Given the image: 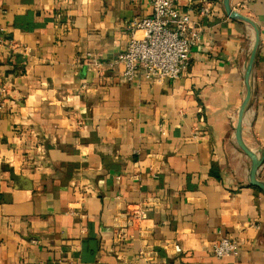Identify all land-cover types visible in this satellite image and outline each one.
I'll list each match as a JSON object with an SVG mask.
<instances>
[{
  "label": "crops",
  "instance_id": "1",
  "mask_svg": "<svg viewBox=\"0 0 264 264\" xmlns=\"http://www.w3.org/2000/svg\"><path fill=\"white\" fill-rule=\"evenodd\" d=\"M178 5L203 43L184 77L156 84L127 81L117 61L148 0H0V264H264V193L236 140L254 30L223 0ZM231 6L261 32L242 133L260 156L264 0ZM129 204L149 221L119 242ZM222 237L237 258L212 256Z\"/></svg>",
  "mask_w": 264,
  "mask_h": 264
},
{
  "label": "built area",
  "instance_id": "2",
  "mask_svg": "<svg viewBox=\"0 0 264 264\" xmlns=\"http://www.w3.org/2000/svg\"><path fill=\"white\" fill-rule=\"evenodd\" d=\"M148 3L151 15L136 17L128 23L130 40L117 61L123 66V76L129 82L140 77L156 84L177 81L189 70L193 50L203 43V35L192 28L191 15L180 10L178 0H148ZM2 32L1 29L0 34ZM123 217L125 225L117 234L119 242L129 238V229H136L143 235L149 219L142 204H129ZM163 249L173 255L183 252L179 244L171 242ZM211 254L217 259L237 258L240 245L232 238L222 237L212 246ZM140 255L150 262L159 257L152 246H146Z\"/></svg>",
  "mask_w": 264,
  "mask_h": 264
},
{
  "label": "water",
  "instance_id": "3",
  "mask_svg": "<svg viewBox=\"0 0 264 264\" xmlns=\"http://www.w3.org/2000/svg\"><path fill=\"white\" fill-rule=\"evenodd\" d=\"M223 6L227 16L231 20L245 22L249 24L254 30V45L248 62V66L245 71L246 96L239 112L238 123L236 127V140L241 150L250 158L252 163L249 177L250 185L261 190L264 193V181L258 179L259 170L264 162V155L261 154L259 156L256 152L251 150L248 146H246L242 138L244 120L253 97V71L261 43V32L255 22L232 8L231 0H223ZM8 169L11 172L12 178L17 185L23 187L24 190H32V181L22 175L20 168L9 167Z\"/></svg>",
  "mask_w": 264,
  "mask_h": 264
}]
</instances>
